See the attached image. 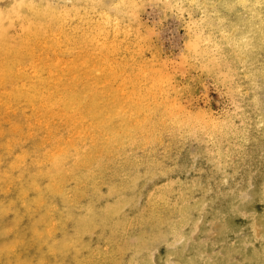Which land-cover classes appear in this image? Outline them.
<instances>
[{
	"label": "rangeland",
	"instance_id": "1",
	"mask_svg": "<svg viewBox=\"0 0 264 264\" xmlns=\"http://www.w3.org/2000/svg\"><path fill=\"white\" fill-rule=\"evenodd\" d=\"M0 264H264V0H0Z\"/></svg>",
	"mask_w": 264,
	"mask_h": 264
},
{
	"label": "bare ground",
	"instance_id": "2",
	"mask_svg": "<svg viewBox=\"0 0 264 264\" xmlns=\"http://www.w3.org/2000/svg\"><path fill=\"white\" fill-rule=\"evenodd\" d=\"M29 22V21H28ZM74 91V90H73ZM109 115V114H108ZM91 139V138H90ZM100 155V154H99ZM65 158V157H64ZM90 161V160H89ZM80 164V163H79ZM79 177V176H78ZM84 187V186H83ZM141 224V223H140Z\"/></svg>",
	"mask_w": 264,
	"mask_h": 264
}]
</instances>
